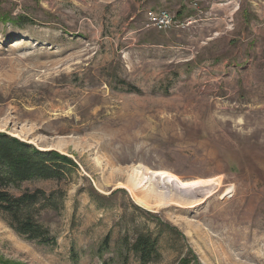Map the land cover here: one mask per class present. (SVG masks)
<instances>
[{
    "label": "rangeland",
    "instance_id": "374dc122",
    "mask_svg": "<svg viewBox=\"0 0 264 264\" xmlns=\"http://www.w3.org/2000/svg\"><path fill=\"white\" fill-rule=\"evenodd\" d=\"M0 132L77 164L23 184L57 244L0 223V264H142V232L147 264H264V0H0ZM163 170L221 185L181 208Z\"/></svg>",
    "mask_w": 264,
    "mask_h": 264
},
{
    "label": "trees",
    "instance_id": "16d2710c",
    "mask_svg": "<svg viewBox=\"0 0 264 264\" xmlns=\"http://www.w3.org/2000/svg\"><path fill=\"white\" fill-rule=\"evenodd\" d=\"M24 19V16L19 17L13 23L20 25ZM76 168L77 164L66 155L55 151H41L0 132V217L15 233L29 241L41 245L57 244L50 226L43 222V215L47 210H58L54 202L58 192H47L40 187L23 188V184L35 180L61 181L70 170ZM13 189L19 193H13ZM109 241L110 234L105 237L100 252L107 247ZM125 242L128 251L135 252L142 264L160 257L158 237L149 232L138 234L132 243L127 240ZM189 260L185 258L182 264H188ZM120 264H129L127 253Z\"/></svg>",
    "mask_w": 264,
    "mask_h": 264
},
{
    "label": "bare ground",
    "instance_id": "6f19581e",
    "mask_svg": "<svg viewBox=\"0 0 264 264\" xmlns=\"http://www.w3.org/2000/svg\"><path fill=\"white\" fill-rule=\"evenodd\" d=\"M159 177L171 188L169 197L164 202L177 205L181 208L197 207L204 200L207 201V198H209L221 185L220 178L184 180L175 173L167 170H163ZM120 186L125 187L124 184ZM194 189H198L197 193L194 192ZM188 190H190V192H188ZM140 202L146 207L153 206V204L145 198L141 199Z\"/></svg>",
    "mask_w": 264,
    "mask_h": 264
},
{
    "label": "built area",
    "instance_id": "2783aa9c",
    "mask_svg": "<svg viewBox=\"0 0 264 264\" xmlns=\"http://www.w3.org/2000/svg\"><path fill=\"white\" fill-rule=\"evenodd\" d=\"M148 23L149 25L156 26L161 29H167L180 25L172 13L166 9H162L158 12L150 11L148 13Z\"/></svg>",
    "mask_w": 264,
    "mask_h": 264
},
{
    "label": "crops",
    "instance_id": "0c3cea01",
    "mask_svg": "<svg viewBox=\"0 0 264 264\" xmlns=\"http://www.w3.org/2000/svg\"><path fill=\"white\" fill-rule=\"evenodd\" d=\"M0 223L3 227V231L12 232V229L3 221L0 220ZM14 235H16L14 232H12Z\"/></svg>",
    "mask_w": 264,
    "mask_h": 264
}]
</instances>
